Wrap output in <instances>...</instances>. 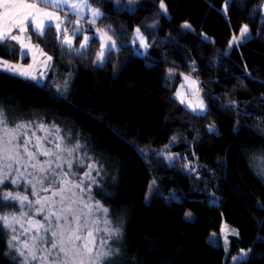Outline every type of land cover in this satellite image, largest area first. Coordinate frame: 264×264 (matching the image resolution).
Segmentation results:
<instances>
[{
  "label": "trees",
  "instance_id": "16d2710c",
  "mask_svg": "<svg viewBox=\"0 0 264 264\" xmlns=\"http://www.w3.org/2000/svg\"><path fill=\"white\" fill-rule=\"evenodd\" d=\"M89 3L105 15L95 24L71 17L66 25L69 36L73 25L81 28L73 49L95 33L82 56L62 54L53 29L31 39L53 57L41 81L0 71L7 126L43 120L66 148L88 144L87 153L73 151L71 176L83 179L87 164L101 169L84 188L94 204L109 208L103 221L122 228L118 244L108 241L121 250L114 264H237L242 250L239 264H264V178L251 166L264 149V0H163L166 11L160 0ZM245 25L248 39L240 34ZM138 27L148 45L142 54L132 44ZM98 29L120 45L106 51L102 65ZM233 36L240 43L229 48ZM7 43L0 60L26 64ZM182 76L198 82L206 116L195 117L175 97ZM13 189L0 187V217L18 212L5 199ZM201 212L232 228L227 244L198 223ZM97 236L101 247L107 233ZM8 241L0 220V264H24Z\"/></svg>",
  "mask_w": 264,
  "mask_h": 264
},
{
  "label": "snow or ice",
  "instance_id": "6c2138e0",
  "mask_svg": "<svg viewBox=\"0 0 264 264\" xmlns=\"http://www.w3.org/2000/svg\"><path fill=\"white\" fill-rule=\"evenodd\" d=\"M43 5V6H41ZM160 7L166 11V7L163 3V0H160ZM49 8L57 9L58 11H65L68 15H74L77 19V24L79 22V19H83V12L82 9L84 8H90V5L88 4V0H0V46L2 47H8V41L13 42L10 46L13 49V57L19 53V56L21 58H24L27 56L28 52H31L33 55V60L35 62V58L37 55L46 57V60H44L42 63L45 68L50 67L49 62L53 61V57L47 55V53L44 52V49L39 46V44H32L31 39L33 35L43 37L45 36L46 32H50L53 29H55V34L57 36V39L59 41L58 47L61 48L62 54L64 52H76L77 55L82 56L84 52L88 48V42L90 39L95 38V33L92 37L89 35L83 36V41L80 43L79 49H73L72 43L73 38L77 37L79 33L81 32V28L77 27L76 25H73V32L72 35H68V28L66 25L72 24V20H61L60 16L55 11L48 10ZM92 13V20L89 21L91 24H95L97 19L103 17L105 14L102 13L99 9L96 8H90ZM185 27H188L185 25ZM32 29V32L29 33V29ZM248 26L245 25L241 28L240 34L243 39H248V36L246 35L248 33ZM98 32L100 33V40H101V51L99 55L97 56V62L102 65L106 60V52H111L113 49H118L120 45H118L111 36L107 34L102 29H98ZM137 33V39L140 41V46L143 48H147L148 45L145 43L144 37L140 35V28L138 27L136 29ZM61 35H63L62 41L60 40ZM27 41V42H26ZM135 43V41H133ZM240 43L239 40L235 36H233L232 41L229 42V48L233 47L234 45H238ZM17 45L19 47H17ZM32 68V65H28L27 69H24L21 65L9 63L7 60H0V71H6L14 76H19L31 81H38L40 78L44 77V72H40L39 77L32 74L29 69ZM174 74L171 70H169L166 80H173ZM183 79L185 81H188L190 79L189 76H183ZM196 81L192 80V84H195ZM167 87V84L165 85ZM183 87V85H181ZM57 91L59 92L60 89L58 88ZM68 86L67 82H65V86L63 89V92H68ZM181 93L177 91L175 93V97H180ZM181 104H185V101L183 99H180ZM186 109H190L193 115L197 118H201L207 115V108L204 104L203 99H197L196 102L193 104L191 101H189L185 105ZM9 123L6 112H5V105L0 102V126L5 127V131L7 132V124ZM35 124V128L39 131L48 132L49 126L44 123L43 120H40L38 123L34 121L29 122H23L15 125V131L19 132L21 129L24 130L22 136L19 138L16 135H13L11 137V140L7 143L12 144L13 141H17L13 145L12 151H15L16 157H19V149L23 150V153L27 156L29 160H36V157L38 155L42 156H53L55 155L57 159L60 158L61 152H67L68 156H71L73 151H80L83 149L85 153L88 151V144L85 142L84 144L77 143L74 147V149H62L61 145L57 143L55 145L56 152L54 153L51 148H45L42 141L46 140L47 137H40L36 135V131H32L31 137L28 136V131L33 128V125ZM260 124H264V121H260L258 126ZM52 127L55 128L56 132L59 133L60 129L57 127L54 123L52 124ZM208 131L210 134H215L216 129L215 125H210L208 127ZM35 138V143H33V139ZM71 139V136H69ZM79 139L80 137H76ZM58 139H63L61 137H58ZM174 142V141H173ZM31 145V148H30ZM32 149H35L33 151ZM10 151L6 146L0 145V153L5 154L6 159H12L13 157L7 156V152ZM86 158L91 159V157ZM170 161L173 162L174 166V157H167ZM48 164H51V161H47ZM67 166L69 169L73 168V163L71 160L67 161ZM79 166V162H78ZM251 166L255 169L256 174L261 176V178H264V149L260 150L258 153L253 154L251 157ZM10 167V165H9ZM33 167H36L34 164ZM60 165L57 164V168H59ZM84 167H87L89 171H86L84 173L85 177H88L92 183H95V178L91 176V171L95 170L97 174L100 172V168H93L92 164L84 165ZM187 167V165H185ZM41 172H44L45 169L43 167H40L39 169ZM53 175L55 174V169H52ZM67 175V173H65ZM7 177L0 178V184L4 183V180ZM47 177H45L46 179ZM42 182V181H41ZM13 184L17 183L16 180L12 181ZM31 183V182H29ZM66 183V181H65ZM155 181H153L152 185H150V189L154 188ZM34 187V186H33ZM76 187H79V185H76ZM102 190V189H101ZM44 191H47V189H44ZM33 195H36L35 191L32 193ZM53 195H59V193H53ZM11 197L13 200H19L21 203H23L25 200H28L27 196H20L17 194L16 196H12L11 193L6 194L5 199H8ZM46 200L48 198H45ZM37 204H41L40 200L36 201ZM91 207V206H89ZM261 208H264V205H260ZM97 211H101L105 216L109 214V208L103 207L100 205L99 202H97ZM38 211H43V204H41V207L38 209ZM70 212L69 210H65ZM54 215V214H53ZM190 213L186 214V216L190 217ZM15 219V218H14ZM49 217H45V220H48ZM60 217H57V220H59ZM65 221H67V216L64 217ZM77 220V228L75 229H62L59 228L56 231H52V237L57 238L59 240V252L62 253L66 259L62 262V264H84L83 257L85 255L91 254L93 252L94 246L96 244V237L94 235L93 230H89L87 232V237L83 238L85 242L77 246L76 242L80 241L82 237L78 235L77 233L80 231L81 227H87V222L83 226L79 224L78 218H75ZM0 220L4 221L5 227H11V222L8 220V217H0ZM30 223L34 224L37 228L43 227V224L40 223V221H30ZM93 223H97V221H94ZM103 223L107 225L108 227L104 228V232L107 233V237L105 239L100 240V246L104 248L105 250L100 251L97 253L96 258L94 261H92V264H114V261L116 257H118L121 253V250L119 248L113 247L111 244L108 243V241H112V244H118L120 240L123 238V231L122 228L117 226L115 228L111 227V221L108 219H104ZM14 230V229H13ZM100 229H95V232H99ZM65 232H67V237L65 239ZM17 237L13 236L12 240H16ZM225 244H227V239H225ZM66 245L70 247H66ZM8 247L9 250L14 247L11 241H8ZM25 248H28L29 245L25 243ZM58 245L57 243L53 242L51 244L52 249H57ZM30 254L32 255V259H37L36 255L32 250H29ZM71 254V255H70ZM6 255H10L9 253H6ZM19 255L23 256L24 253L22 251L19 252ZM247 256V253H245L243 250L241 252V255L238 257H233V260L239 264V262L243 261L245 257ZM12 259H15V256H11Z\"/></svg>",
  "mask_w": 264,
  "mask_h": 264
},
{
  "label": "rangeland",
  "instance_id": "374dc122",
  "mask_svg": "<svg viewBox=\"0 0 264 264\" xmlns=\"http://www.w3.org/2000/svg\"><path fill=\"white\" fill-rule=\"evenodd\" d=\"M92 18L91 14V19ZM96 37L100 40V33ZM133 37L135 43L132 41V44L136 52L139 54L144 53L147 48L145 49L140 46L136 30ZM145 43L147 44L146 40ZM106 51L107 50H105V52ZM44 60H46V57L42 58V56H37L29 71L37 77H39L40 72H44L45 76L49 67H44L42 63ZM17 64L27 69L24 66L25 64ZM43 78H40L38 81H41ZM179 91L181 96L176 98L179 100L183 99L185 103L191 101L194 104L198 98L201 99L196 89L188 90L187 93L189 94L187 95L181 91V88H179ZM7 129L8 131L6 132L5 127L0 126V145H4L10 149L6 155L13 158L6 159L5 154L0 153V178L7 177L4 183L0 184V187L9 184L14 188V195L12 196L19 194L20 196L28 197V200H25L23 203L19 200H13L11 197L8 198L10 201L16 202L18 207V212L10 213L5 216L8 217V220L11 222V227H6V229L10 232V241L14 245V247H12L13 251L20 256L24 264H62L66 257L62 253L58 255L59 240L52 237V231H56L58 227L62 229H75L77 228V220L75 218H78L79 224L83 226L85 222H87V227H81L80 231L77 233L82 237L80 241L76 242L77 246L85 242L83 238L87 237V232L89 230H93L96 237V244L93 252L83 257L84 264H92L97 253L102 250L99 245L97 246V242L99 241L97 235L104 229L101 225L103 213L97 211V204H94L90 200L89 188H84L88 182V178L84 176L83 179L77 181L72 178V168H68L67 161H72L73 158L68 156L67 152H61L59 159H57L55 155L47 157L38 155L36 160L33 161L27 158L22 149H19L20 155L16 157L15 151L11 149L13 145L18 142L24 130L21 129L19 132H16L15 128L8 126ZM32 131H36L37 136L47 137L46 140L42 141L44 147L51 148L54 153L56 152L55 145L57 143L61 145L62 149H69L66 148L61 139H58V136L53 134L50 130L46 133L33 127L28 131L29 137H31ZM13 135H16L18 140L13 141L12 144L7 143L11 140ZM32 139L33 143H35V138L33 137ZM32 150L35 151V149ZM167 157L168 156H165L166 161L171 163L172 161L167 159ZM47 161H51V164H48ZM34 164L36 167H33ZM57 164L60 165L59 168H57ZM40 167H43L45 171L41 172L39 170ZM52 169H55L54 175ZM65 173H67V175H65ZM45 177L47 178L45 179ZM13 180H16L17 183L13 184ZM76 185H79V187H76ZM44 189H47V191H44ZM33 191H35L36 195L32 194ZM54 192L59 193V195H53ZM45 198L48 199L46 200ZM37 200H40L41 204H43V211H38L41 204H37ZM69 209L70 212L65 211ZM46 216L49 217L48 220H45ZM65 216H67V221L64 219ZM57 217H60V219L57 220ZM30 221H40L43 227L37 228L34 224L30 223ZM94 221H97V223H93ZM197 221L217 234L220 237L221 243H225V239L233 233L232 228L225 225L222 219L216 215L210 216L201 212L198 215ZM2 222L4 224L3 220ZM97 228L100 229L99 232H95ZM13 236H16L17 239L12 240ZM66 237L67 232H65V239ZM53 242L57 243V249L51 248ZM25 243L29 245L28 248L24 247ZM66 247L70 246L66 245ZM30 249L35 253L37 259H32V255L29 252ZM20 251L24 253L23 256L19 255Z\"/></svg>",
  "mask_w": 264,
  "mask_h": 264
},
{
  "label": "crops",
  "instance_id": "0c3cea01",
  "mask_svg": "<svg viewBox=\"0 0 264 264\" xmlns=\"http://www.w3.org/2000/svg\"><path fill=\"white\" fill-rule=\"evenodd\" d=\"M88 4L90 5V8H95L93 5H91L90 3H89V0H88ZM41 6H43V5H41ZM90 8H84V9H82V12H83V19H79V20H85V21H87V22H89V21H91L92 19H91V10H90ZM48 10H50V11H55V12H57V14L60 16V18L61 19H63V20H68L69 18H77L76 16H74V15H68L67 13H66V10L65 11H58L57 9H53V8H49ZM78 19V18H77ZM100 19V18H99ZM99 19H97V21L99 20ZM96 21V22H97ZM91 24V23H90ZM27 42V41H26ZM32 43V42H31ZM33 44V43H32ZM37 56H39V55H37ZM37 56H36V58H37ZM27 58H28V61H27V63L24 65L25 66V68H27V66L28 65H32L33 66V62H34V60H33V55H32V53L31 52H28V54H27V56H26ZM36 58H35V60H36ZM42 58H45L44 56H42ZM192 80H195V79H193V78H191L190 77V79L188 80V81H185L184 79H183V76H182V83H181V85H183V87H181L180 86V88H181V91H183V93L185 94L186 93V95L187 94H189V93H187L188 92V90H191V89H198V82L196 81V83L195 84H192ZM179 91V90H178ZM180 92V91H179ZM187 103H185V104H183L184 106L186 105Z\"/></svg>",
  "mask_w": 264,
  "mask_h": 264
},
{
  "label": "water",
  "instance_id": "95a60500",
  "mask_svg": "<svg viewBox=\"0 0 264 264\" xmlns=\"http://www.w3.org/2000/svg\"><path fill=\"white\" fill-rule=\"evenodd\" d=\"M264 14V13H263Z\"/></svg>",
  "mask_w": 264,
  "mask_h": 264
}]
</instances>
